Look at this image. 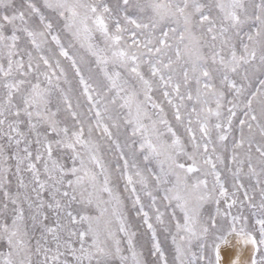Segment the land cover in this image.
I'll return each instance as SVG.
<instances>
[{"label":"snow or ice","instance_id":"obj_1","mask_svg":"<svg viewBox=\"0 0 264 264\" xmlns=\"http://www.w3.org/2000/svg\"><path fill=\"white\" fill-rule=\"evenodd\" d=\"M0 264H264V0H0Z\"/></svg>","mask_w":264,"mask_h":264}]
</instances>
